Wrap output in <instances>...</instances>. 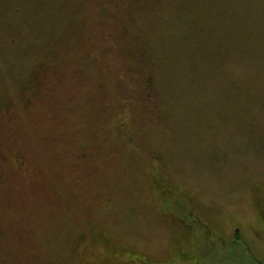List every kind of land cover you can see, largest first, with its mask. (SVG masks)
Returning a JSON list of instances; mask_svg holds the SVG:
<instances>
[{"label":"rangeland","instance_id":"1","mask_svg":"<svg viewBox=\"0 0 264 264\" xmlns=\"http://www.w3.org/2000/svg\"><path fill=\"white\" fill-rule=\"evenodd\" d=\"M0 105V264H102L101 235L164 254L157 169L245 239L201 264H264V0H0Z\"/></svg>","mask_w":264,"mask_h":264},{"label":"flooded vegetation","instance_id":"2","mask_svg":"<svg viewBox=\"0 0 264 264\" xmlns=\"http://www.w3.org/2000/svg\"><path fill=\"white\" fill-rule=\"evenodd\" d=\"M30 81L35 83V73ZM150 158L156 162L158 167L162 164L154 152ZM12 164L14 171H18L25 162L20 154H16ZM146 183L145 187H150L149 194L145 195L148 197L146 203L150 209H155L159 220L162 219L165 222L167 237L165 253L151 257L134 250L129 244L121 243L118 238L101 235L98 237L97 243L99 254H102V264H170L172 263L171 259L175 263L187 264L193 260L199 261V250L203 249L205 245L214 247L216 243L227 245L228 242L235 245L234 238L236 232H240V230L239 228L235 229L236 232H233L231 241L225 237L224 233H220L224 231L218 222L220 215L218 212L221 211L219 206L214 203L210 204L211 202L204 204L193 192L170 179L160 169H157L155 173L151 172ZM248 192L250 195L248 206L256 213L255 225H258L253 228L264 236V188L258 182L252 181ZM240 236L242 238L241 234ZM80 240L81 237H78V240H75V245L78 246L82 242ZM241 242H245V239H241ZM168 260L170 263L167 262ZM79 264L90 263L83 259V262H79Z\"/></svg>","mask_w":264,"mask_h":264},{"label":"trees","instance_id":"3","mask_svg":"<svg viewBox=\"0 0 264 264\" xmlns=\"http://www.w3.org/2000/svg\"><path fill=\"white\" fill-rule=\"evenodd\" d=\"M137 54L138 55H140L141 56V52H137ZM149 87V86H148ZM5 103H7V102H5ZM9 102L7 103V105L5 104V109H8L9 108ZM0 108H1V105H0ZM7 121H9V118L7 119ZM6 121V122H7ZM10 129V128H9ZM8 127L7 126H4L3 127V129L1 130V133H0V136H2L3 134H5L6 135V133H8ZM6 132V133H5ZM4 136V135H3ZM23 161H24V159H23ZM25 162V161H24ZM8 166H12V164L11 165H8ZM21 169H23V167H21ZM14 170V169H13ZM8 173H10V172H8ZM31 173H32V175H37V176H39L40 175V170H38V169H36L35 167H34V170H32L31 171ZM32 175H31V178H30V176H27L30 180L31 179H33L32 178ZM234 241H235V243H240L241 242V236H240V234L238 233V231L236 232V235H235V238H234Z\"/></svg>","mask_w":264,"mask_h":264}]
</instances>
